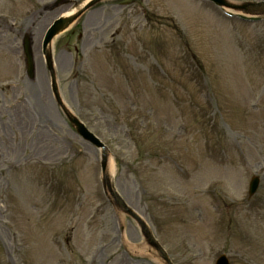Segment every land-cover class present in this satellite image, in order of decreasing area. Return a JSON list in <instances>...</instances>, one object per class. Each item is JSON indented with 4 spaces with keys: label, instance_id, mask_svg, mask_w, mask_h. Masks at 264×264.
<instances>
[{
    "label": "rangeland",
    "instance_id": "1",
    "mask_svg": "<svg viewBox=\"0 0 264 264\" xmlns=\"http://www.w3.org/2000/svg\"><path fill=\"white\" fill-rule=\"evenodd\" d=\"M65 1L0 0L5 20L32 11L35 57V78L18 80L20 30L0 19V264H166L52 94L37 46L85 0ZM53 59L63 101L175 264H264V19L202 0H103L55 37Z\"/></svg>",
    "mask_w": 264,
    "mask_h": 264
},
{
    "label": "water",
    "instance_id": "2",
    "mask_svg": "<svg viewBox=\"0 0 264 264\" xmlns=\"http://www.w3.org/2000/svg\"><path fill=\"white\" fill-rule=\"evenodd\" d=\"M99 0H89L86 3H84L81 7H79L77 10H75L72 15L69 16H62L59 19H57L54 24L50 27L49 31L47 32L46 38H45V49L47 52V58L49 61V66L51 68V73L53 77V87L54 91L56 93V96L58 100L60 101L65 113L69 117V119L72 121V123L77 127L78 132L86 139H90L94 141L99 146L105 147L103 143L97 138L91 131L88 130V128L84 125L83 122H81L74 114H72L67 107L63 104L61 101L59 91L57 88V82H56V76H55V70L53 68V62L51 60V51L49 50V47L51 46V41L55 37V35L59 34L60 32L67 29L73 22L76 20L86 9H88L90 6L95 4ZM218 2L222 4H228L226 0H217ZM238 8L244 9L247 12H258L256 10H264V2H250L246 1L243 2L240 5H237ZM107 163V157L105 155L104 157V167ZM259 177L255 176L253 177L251 181V187H250V194L255 193V191L258 188L259 185ZM109 189L111 194L113 195L116 203L122 207L125 211L130 213L134 218L137 219V221L141 224V227L143 229V232L145 236L147 237L148 241L155 246L161 253L162 257L167 261L168 264H173L167 255V252L165 249L161 246V244L155 239L153 236L151 230L147 226L146 222L141 218L140 215H138L133 209L129 207V205L125 202V200L121 197V195L115 190L113 185L107 180ZM217 264H230L227 256L221 255L220 258L217 261Z\"/></svg>",
    "mask_w": 264,
    "mask_h": 264
},
{
    "label": "flooded vegetation",
    "instance_id": "3",
    "mask_svg": "<svg viewBox=\"0 0 264 264\" xmlns=\"http://www.w3.org/2000/svg\"><path fill=\"white\" fill-rule=\"evenodd\" d=\"M43 14V13H42ZM15 16V18H13L14 20H17V15H14ZM31 17H32V11H30L29 13H24L23 14V16L21 17L22 18V20H24V22H25V24L23 25V24H21V21L20 22H18V20L17 21H8L7 19L5 20V19H3V18H0V19H2V21H4L5 23H4V26L5 27H8V28H10V29H17V27L19 28V30H20V33L23 35V34H25L26 32H28V31H31V28L34 26V24H33V22H32V19H31ZM4 18H7V16H4ZM20 18V19H21ZM15 31V30H14ZM16 38L18 39V36L16 35ZM14 52H18V49L17 48H15V50H14Z\"/></svg>",
    "mask_w": 264,
    "mask_h": 264
},
{
    "label": "bare ground",
    "instance_id": "4",
    "mask_svg": "<svg viewBox=\"0 0 264 264\" xmlns=\"http://www.w3.org/2000/svg\"><path fill=\"white\" fill-rule=\"evenodd\" d=\"M114 162L112 159H109V163H108V171L107 174L112 178L114 175Z\"/></svg>",
    "mask_w": 264,
    "mask_h": 264
}]
</instances>
